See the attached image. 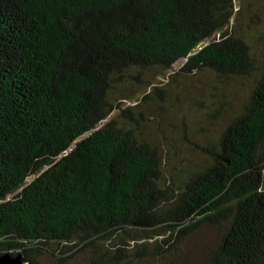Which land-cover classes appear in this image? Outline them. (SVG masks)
I'll use <instances>...</instances> for the list:
<instances>
[{"label":"trees","instance_id":"trees-1","mask_svg":"<svg viewBox=\"0 0 264 264\" xmlns=\"http://www.w3.org/2000/svg\"><path fill=\"white\" fill-rule=\"evenodd\" d=\"M244 2L264 24V0ZM235 12V0H0V254L68 264L90 246V264H161L202 224L229 221L210 264H264V68L207 165L167 187V151L114 96L126 73L181 58L222 82L251 75Z\"/></svg>","mask_w":264,"mask_h":264},{"label":"rangeland","instance_id":"rangeland-1","mask_svg":"<svg viewBox=\"0 0 264 264\" xmlns=\"http://www.w3.org/2000/svg\"><path fill=\"white\" fill-rule=\"evenodd\" d=\"M235 15L230 28L243 34L254 52L259 68L248 76H237L222 82L210 70L181 71L186 58L176 61L170 68L150 66L126 73L119 82L114 96L123 107L134 105L133 121L139 133L163 147L165 168L161 183L164 187L181 184L195 170L207 165L205 147L218 142L224 128L240 112L250 97L264 68V24L259 17L246 13L244 0H235ZM220 38V32L206 38L195 49ZM160 86L161 95L143 100L154 86ZM116 108L100 125L117 117ZM229 221L218 224L204 223L186 235L177 249L162 259L161 264H210L213 252L220 244ZM102 249L110 243L98 244ZM91 247L70 256L68 264H90ZM45 264L59 260L47 254ZM154 263H159L157 260Z\"/></svg>","mask_w":264,"mask_h":264},{"label":"water","instance_id":"water-1","mask_svg":"<svg viewBox=\"0 0 264 264\" xmlns=\"http://www.w3.org/2000/svg\"><path fill=\"white\" fill-rule=\"evenodd\" d=\"M0 264H29L23 258L22 253L12 254L6 252L0 254Z\"/></svg>","mask_w":264,"mask_h":264}]
</instances>
